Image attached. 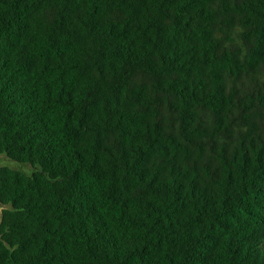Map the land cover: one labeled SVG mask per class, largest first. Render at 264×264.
<instances>
[{"label":"trees","instance_id":"obj_1","mask_svg":"<svg viewBox=\"0 0 264 264\" xmlns=\"http://www.w3.org/2000/svg\"><path fill=\"white\" fill-rule=\"evenodd\" d=\"M0 264H264V0H0Z\"/></svg>","mask_w":264,"mask_h":264},{"label":"rangeland","instance_id":"obj_2","mask_svg":"<svg viewBox=\"0 0 264 264\" xmlns=\"http://www.w3.org/2000/svg\"><path fill=\"white\" fill-rule=\"evenodd\" d=\"M7 166L11 169L22 171L28 175H31L34 172V169L28 164H19L17 162L11 161L0 155V167ZM2 206L0 205V218H1Z\"/></svg>","mask_w":264,"mask_h":264}]
</instances>
